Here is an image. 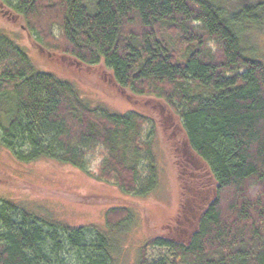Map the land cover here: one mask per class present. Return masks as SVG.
<instances>
[{
    "label": "trees",
    "instance_id": "1",
    "mask_svg": "<svg viewBox=\"0 0 264 264\" xmlns=\"http://www.w3.org/2000/svg\"><path fill=\"white\" fill-rule=\"evenodd\" d=\"M5 2L49 53L103 64L121 88L164 101L213 178L190 240L150 239L138 264H148L153 246L169 248L172 264H264V61L246 46L264 25V0L233 10L218 0H96L93 9L87 0ZM146 123L137 112L92 107L73 82L38 69L0 30V144L19 161L83 169L101 149L99 178L146 196L157 187L141 139ZM131 219L124 207L107 214L112 231ZM110 243L1 199L0 264H69L71 251L75 264H113Z\"/></svg>",
    "mask_w": 264,
    "mask_h": 264
},
{
    "label": "rangeland",
    "instance_id": "2",
    "mask_svg": "<svg viewBox=\"0 0 264 264\" xmlns=\"http://www.w3.org/2000/svg\"><path fill=\"white\" fill-rule=\"evenodd\" d=\"M95 1L87 0L90 8ZM218 1L233 10L263 0ZM0 30L27 51L38 69L73 82L92 107L145 115L147 123L141 139L149 143L157 169L156 189L139 196L125 193L114 181L99 178L101 149L90 154L84 168L78 169L51 159L25 163L0 144V206L1 199L9 200L48 221L83 227L92 237L99 233L107 236L113 264H138L141 250L150 239L189 241L200 208L213 198L215 186L206 165L189 147L179 115L159 98L137 97L118 86L103 64L88 67L70 57L49 53L5 0H0ZM248 38L246 46H255L264 61V25L251 30ZM142 155L139 168L147 178L150 161L147 153ZM117 207L128 208L132 219L112 231L107 214ZM74 254L71 251L69 264H75ZM173 257L169 248L153 246L147 250L148 264H172Z\"/></svg>",
    "mask_w": 264,
    "mask_h": 264
}]
</instances>
